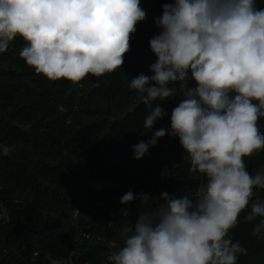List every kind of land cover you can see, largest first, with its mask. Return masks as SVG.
<instances>
[{"label": "clouds", "instance_id": "clouds-1", "mask_svg": "<svg viewBox=\"0 0 264 264\" xmlns=\"http://www.w3.org/2000/svg\"><path fill=\"white\" fill-rule=\"evenodd\" d=\"M148 13L141 0H0V53L16 37L27 44L19 55L38 74L78 84L86 76L112 73L124 64L137 24ZM149 40L157 57L153 75L132 78L129 87L149 109V131L168 113L153 102L180 97L170 129L133 145L140 160L166 134L178 137L190 171L206 176L198 197L132 190L120 203L139 200L134 223L125 220L111 264H237L247 250L229 235L238 217L264 236V172L252 175L245 157L264 150V8L256 0H174L154 18ZM9 149L3 148L7 155ZM76 213L79 210L75 209ZM121 216H129L127 209ZM110 228L114 227L110 221Z\"/></svg>", "mask_w": 264, "mask_h": 264}, {"label": "trees", "instance_id": "trees-1", "mask_svg": "<svg viewBox=\"0 0 264 264\" xmlns=\"http://www.w3.org/2000/svg\"><path fill=\"white\" fill-rule=\"evenodd\" d=\"M166 3L174 0H141L148 15L136 26L123 66L78 84L36 73L19 55L27 46L21 37L0 53V264H111L107 257L122 243L119 228L125 220L134 223L139 212V200L119 202L124 193L156 197L155 205L163 192L195 200L207 183L205 175L190 171L178 137L166 134L142 159H133V145L161 127L170 129L180 99L153 102L168 115L149 131V109L140 98L145 94L129 87L139 74L153 75L149 66L157 57L149 40L158 34L154 18ZM256 3L264 8V0ZM88 78L93 85L86 92ZM257 124L264 133V117ZM245 163L252 175L261 172L264 150ZM165 165L171 172L161 178ZM99 180L108 186L99 190ZM254 191L264 199V190ZM124 209L128 218L121 216ZM248 211L229 233L247 250L237 264H264V236L252 234L259 218L247 222Z\"/></svg>", "mask_w": 264, "mask_h": 264}, {"label": "built area", "instance_id": "built-area-1", "mask_svg": "<svg viewBox=\"0 0 264 264\" xmlns=\"http://www.w3.org/2000/svg\"><path fill=\"white\" fill-rule=\"evenodd\" d=\"M93 85L92 83V80L90 78H88L87 82L85 83V89H86V92H88L91 88V86ZM171 172V168L169 165H165L161 172H160V176L161 178H166ZM206 184L200 186V188L198 189V195L201 193V190L204 188ZM2 217V214L0 213V218Z\"/></svg>", "mask_w": 264, "mask_h": 264}, {"label": "rangeland", "instance_id": "rangeland-1", "mask_svg": "<svg viewBox=\"0 0 264 264\" xmlns=\"http://www.w3.org/2000/svg\"><path fill=\"white\" fill-rule=\"evenodd\" d=\"M261 172H264V169L261 171ZM96 188H98L99 190H102V189H105L107 186H108V182L106 180H99L97 183H96ZM52 263H56L54 261H52ZM56 264H64L62 262H57Z\"/></svg>", "mask_w": 264, "mask_h": 264}]
</instances>
